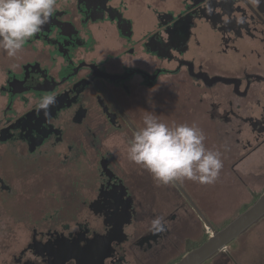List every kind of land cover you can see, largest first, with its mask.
<instances>
[{"label": "flooded vegetation", "instance_id": "obj_1", "mask_svg": "<svg viewBox=\"0 0 264 264\" xmlns=\"http://www.w3.org/2000/svg\"><path fill=\"white\" fill-rule=\"evenodd\" d=\"M27 42L34 56L0 86V159L72 166L96 188L79 198L81 220L71 225L59 211L54 225H26L27 239L0 264H173L210 236L203 208L178 182L160 196L151 182L153 192L133 191L118 174L116 138L128 143L143 126L121 100L135 87L171 86L205 146L221 145L246 198L237 215L264 192V164H240L264 158V0H56ZM48 95L56 103L45 112L38 105ZM188 213L196 239L179 230ZM156 216L165 231H149ZM208 221L213 230L227 224ZM200 264H264V216Z\"/></svg>", "mask_w": 264, "mask_h": 264}, {"label": "rangeland", "instance_id": "obj_2", "mask_svg": "<svg viewBox=\"0 0 264 264\" xmlns=\"http://www.w3.org/2000/svg\"><path fill=\"white\" fill-rule=\"evenodd\" d=\"M130 12L138 20L146 16L133 7L130 8ZM148 15L150 14L148 13ZM29 45L30 43L26 41L21 52L12 58L0 51V86L4 83L6 74L10 73V70L18 71L22 62L34 56L33 52L27 48ZM134 60L136 59L132 61ZM27 68L26 65L24 69ZM124 96H121V100L133 118L143 120L146 112H152L161 121L168 124L172 122L191 124L189 111H186L185 107L181 110V96L172 91L171 86L167 84H159L153 89L135 87L128 98ZM3 104L4 98L0 95V114ZM186 107L188 108V106ZM127 138L126 134L117 137L113 150L119 160V164H114V166L125 183L133 191L153 192L155 190L160 196L166 193L165 188L172 189L171 185L157 187L152 179L150 181V175L146 171L128 161ZM210 145L212 146V144ZM220 146H206L218 148L222 153L223 168L215 183L199 184L190 180L178 181L191 201L199 208H203V216L206 220L212 221L217 226L229 223L234 219L239 207L246 201V198L238 195V192H242L243 188L232 180V175L226 166L229 164L227 156ZM240 164H242L241 166L264 164V158L252 155L251 158H247ZM78 171L72 166L64 167L60 164H31L9 155L0 159V262L6 257L9 250L7 248L13 250L27 239L29 235L27 226H33L34 222L46 219L50 221V224H53L50 216L59 211L71 222V225L72 221L82 219L84 211L76 214L79 211L77 210L79 203H81L79 198L83 195L84 190L86 193L94 192L96 186L93 183L96 181L91 175H82L81 173L78 175ZM148 182H151L154 190ZM183 202L181 199L176 200L177 205H181ZM195 221L199 223L193 214L188 213L179 226L180 232L183 234L190 232L192 238H198L199 228L195 225L197 224ZM181 237L177 241L178 245L182 243L185 235ZM168 254L170 257L173 255L172 253Z\"/></svg>", "mask_w": 264, "mask_h": 264}, {"label": "clouds", "instance_id": "obj_3", "mask_svg": "<svg viewBox=\"0 0 264 264\" xmlns=\"http://www.w3.org/2000/svg\"><path fill=\"white\" fill-rule=\"evenodd\" d=\"M55 5L56 0H0V51L16 57L25 42L49 22ZM55 103V96L48 95L38 107L47 112ZM205 140L203 130L194 123L168 124L146 112L143 126L128 140L127 159L146 171L157 187L185 180L213 184L223 168L222 153L206 147ZM165 230L163 216L150 221L149 231Z\"/></svg>", "mask_w": 264, "mask_h": 264}, {"label": "water", "instance_id": "obj_4", "mask_svg": "<svg viewBox=\"0 0 264 264\" xmlns=\"http://www.w3.org/2000/svg\"><path fill=\"white\" fill-rule=\"evenodd\" d=\"M263 216L264 192L248 208L219 230H213L210 222L202 216L206 226L212 230V233L202 244L186 252L173 264H200Z\"/></svg>", "mask_w": 264, "mask_h": 264}]
</instances>
